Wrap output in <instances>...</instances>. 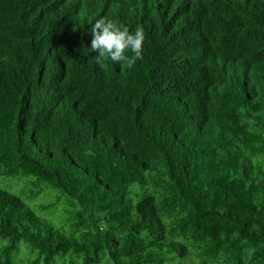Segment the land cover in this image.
Here are the masks:
<instances>
[{"label": "trees", "instance_id": "obj_1", "mask_svg": "<svg viewBox=\"0 0 264 264\" xmlns=\"http://www.w3.org/2000/svg\"><path fill=\"white\" fill-rule=\"evenodd\" d=\"M0 177V264H264V0H0Z\"/></svg>", "mask_w": 264, "mask_h": 264}, {"label": "clouds", "instance_id": "obj_2", "mask_svg": "<svg viewBox=\"0 0 264 264\" xmlns=\"http://www.w3.org/2000/svg\"><path fill=\"white\" fill-rule=\"evenodd\" d=\"M91 32V51L98 53L94 58L97 65L104 67V61L110 59L122 68H132L143 59L145 33L142 26L130 31L118 21L100 17L95 20Z\"/></svg>", "mask_w": 264, "mask_h": 264}, {"label": "rangeland", "instance_id": "obj_3", "mask_svg": "<svg viewBox=\"0 0 264 264\" xmlns=\"http://www.w3.org/2000/svg\"><path fill=\"white\" fill-rule=\"evenodd\" d=\"M12 183H15L14 187H16V188L24 187L26 193L25 192L20 193V192H16L17 190L9 189L8 185L9 184L12 185ZM0 184L5 189H8V190L12 191L13 193H16V194L20 195L21 198L25 202L30 203L29 202L30 200L26 196V194L29 193V190H28L29 183H28L27 179L23 178V179H21V181H16V179H8V178H5V177H0ZM51 200H53V198H46L45 196H40L39 198L33 200L30 203V205L37 212V214L41 215L42 217L43 216L47 217V218H49L50 221L55 223L57 221V220H55V217H54L55 210L47 212L48 215H46V214H43L42 210L40 209V205L41 204L48 203ZM2 244H4V241L0 239V245H2ZM69 262H70V257H67L66 258V263H69ZM14 264H29L28 261L25 262V244L24 243L20 244V251L15 255ZM186 264H198V262H197V260L194 257H192L191 259L186 261Z\"/></svg>", "mask_w": 264, "mask_h": 264}]
</instances>
